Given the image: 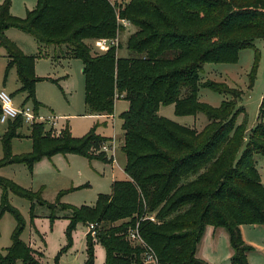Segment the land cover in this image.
Here are the masks:
<instances>
[{
	"label": "trees",
	"instance_id": "1",
	"mask_svg": "<svg viewBox=\"0 0 264 264\" xmlns=\"http://www.w3.org/2000/svg\"><path fill=\"white\" fill-rule=\"evenodd\" d=\"M10 8L9 0L0 5V47L28 100L38 106L37 57L24 54L7 37L10 29L32 36L42 48L65 47L61 57L82 61L89 114L113 116L118 99L129 103L121 115L127 180L114 181L111 194L100 195L94 208L63 207L72 212L70 240L79 223L97 224L96 236L87 235L86 264H94L96 244L106 251L105 264H142L141 249L128 240L136 228L161 264H207L197 254L209 226L228 232L232 264H248L251 249L240 228L264 226V185L255 162L256 155L264 158V98L261 122L246 142L244 126L237 124L244 112L237 109L240 90L203 81V71L208 63H236L242 51L264 39V0H131L120 11V18L136 29L124 57L118 55L121 44L101 55L87 43L117 39V14L105 0H38L24 19L11 15ZM201 88L226 100L220 107L205 104ZM168 105H174L177 116L204 114L209 122L201 132L182 126L158 114ZM8 124L3 143L10 149L11 141L21 137L23 121ZM63 133L54 138L44 125H35L30 134L34 152L21 161L32 166L46 156L75 153L108 162L105 153L95 152L109 140L94 133L82 139ZM16 161L20 158L9 163ZM6 184L5 190L44 204L42 193ZM6 211L18 226L11 247L0 252V264H40V253L20 240L19 214L4 203L0 216Z\"/></svg>",
	"mask_w": 264,
	"mask_h": 264
},
{
	"label": "rangeland",
	"instance_id": "2",
	"mask_svg": "<svg viewBox=\"0 0 264 264\" xmlns=\"http://www.w3.org/2000/svg\"><path fill=\"white\" fill-rule=\"evenodd\" d=\"M7 1L0 0V5ZM9 1L11 15L20 19L26 18L38 4V0ZM123 27L116 39L122 46L118 49L121 57L128 54L126 43L136 30L131 24ZM6 35L24 54L37 57L35 73L40 82L35 88V98L38 106L28 100L26 93L21 92L17 71L8 69L7 53L1 47L0 92L11 95L16 108L26 106L35 110L40 117H56V126L53 129L45 127L54 138L69 131L76 139L94 133L109 141L103 143L95 152L105 153L107 163L100 160L90 161L75 153H56L43 157L31 166L21 160L34 152V144L30 138L34 126H23L18 130L21 137L13 139L10 149H7L3 136L9 124L0 123V212L6 203L19 214L24 224L20 240L40 253L37 255L40 264H86L87 235L90 233L88 224L92 223H79L70 240L67 230L72 212L63 207L94 208L100 195L111 194L114 181L127 180V159L122 151L121 115L128 109L129 103L118 99L114 115L110 118L89 114L85 105V78L81 60L64 59L61 54L66 50L65 47L62 50L54 46L42 48L32 36L19 30L10 29ZM87 43L101 55L113 44L103 40H88ZM56 55L59 58H54ZM203 81L225 83L232 89L240 90L241 98L237 102V109L242 108L244 112L238 116L237 124L244 126L247 142L252 130L261 122L259 113L264 98V39L257 40L254 48L242 51L236 63L206 64ZM233 91L238 94V91ZM199 97L203 103L212 107H220L226 100V96L208 88H201ZM158 114L198 132L209 122L204 114L177 116L174 105L162 106ZM262 122L264 123V119ZM245 146L246 144L241 151ZM104 147H108V150H104ZM15 158H20V161L9 163ZM255 162L264 185V158L256 155ZM6 183L33 193H42L41 201L44 204L40 205L36 197L31 201L10 188L5 190ZM17 226V220L10 211L0 216L1 253L5 254L11 247ZM240 229L245 245L251 249L247 253L248 264H264V226L243 225ZM232 251L226 229L207 227L198 247L200 259L207 264H232ZM105 262L106 251L100 244H96L94 264Z\"/></svg>",
	"mask_w": 264,
	"mask_h": 264
},
{
	"label": "built area",
	"instance_id": "3",
	"mask_svg": "<svg viewBox=\"0 0 264 264\" xmlns=\"http://www.w3.org/2000/svg\"><path fill=\"white\" fill-rule=\"evenodd\" d=\"M110 4V6L116 11L117 14V23L119 26L118 34L120 33L121 26H127L131 24L126 19L120 18V11L130 3L131 0H105ZM118 37V36H117ZM108 41V40H106ZM111 44L115 43L118 45V42L108 41ZM23 121V126L33 127L35 125H44L45 127H51L52 129L56 126V117L43 118L38 115V113L31 109L30 107L23 106L21 108H16L13 104V98L11 95L6 92H0V123L7 124L9 122L16 121L18 119ZM113 148V146L111 147ZM104 150H108V147H104ZM151 221H155V217H149ZM90 233L93 237L96 236V227L97 224H88ZM129 242L141 249V261L142 264H161L156 252L154 249L149 246L146 241L143 239L140 231L136 229H131L128 233Z\"/></svg>",
	"mask_w": 264,
	"mask_h": 264
},
{
	"label": "crops",
	"instance_id": "4",
	"mask_svg": "<svg viewBox=\"0 0 264 264\" xmlns=\"http://www.w3.org/2000/svg\"><path fill=\"white\" fill-rule=\"evenodd\" d=\"M21 32V31H20ZM7 33V32H6ZM103 41H106V40H103ZM110 43V42H109ZM103 116H105V115H103ZM106 117H108V118H110V117H112V116H106ZM123 143H124V140H123V136H122V147H123ZM126 174V173H125ZM216 230V229H215ZM233 252V251H232ZM198 255V254H197ZM199 257V256H198Z\"/></svg>",
	"mask_w": 264,
	"mask_h": 264
}]
</instances>
